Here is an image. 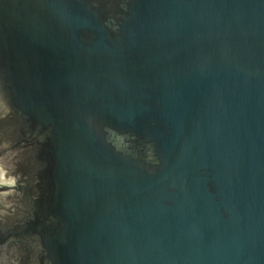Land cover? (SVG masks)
Listing matches in <instances>:
<instances>
[{
    "label": "water",
    "instance_id": "obj_1",
    "mask_svg": "<svg viewBox=\"0 0 264 264\" xmlns=\"http://www.w3.org/2000/svg\"><path fill=\"white\" fill-rule=\"evenodd\" d=\"M0 264H264V0H0Z\"/></svg>",
    "mask_w": 264,
    "mask_h": 264
}]
</instances>
